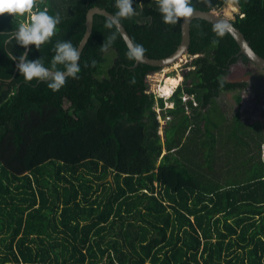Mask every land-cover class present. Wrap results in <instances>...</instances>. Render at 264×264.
Masks as SVG:
<instances>
[{
	"label": "trees",
	"instance_id": "1",
	"mask_svg": "<svg viewBox=\"0 0 264 264\" xmlns=\"http://www.w3.org/2000/svg\"><path fill=\"white\" fill-rule=\"evenodd\" d=\"M228 1L190 3L212 11ZM236 2L232 22L264 58V0ZM35 4L61 16L50 42L30 45L29 59L46 63L57 40L79 46L90 9L118 11L116 0ZM139 17L121 23L145 57L178 49L183 18L165 24L152 7ZM27 18L0 16V264H264V124L250 118L249 95L237 97L232 122L218 101L249 87L228 79L249 63L233 37L193 20L192 61L165 99L148 93L161 69L135 67L120 32L101 50L116 30L96 15L78 78L52 91L25 82L7 56L24 51L5 42Z\"/></svg>",
	"mask_w": 264,
	"mask_h": 264
},
{
	"label": "clouds",
	"instance_id": "2",
	"mask_svg": "<svg viewBox=\"0 0 264 264\" xmlns=\"http://www.w3.org/2000/svg\"><path fill=\"white\" fill-rule=\"evenodd\" d=\"M135 0H116L118 11L114 15H109L105 22V27L115 29L101 48L107 52L117 33L122 30L121 20L136 14L133 7ZM158 10L165 24L176 25L182 18H190L194 14V8L190 0H158ZM10 14L14 18L25 16L26 22L20 23L10 34V39L5 43L15 41L16 45L22 46L24 51L19 55L8 52L7 56L16 62L18 72L23 76L25 82H44L52 91L60 90L69 78H78L81 71L80 59L82 47L75 46L71 40H57L54 45V55L50 62H45L43 57L29 59L30 45H35L37 50L41 46L51 41L56 35L57 26L61 23V16L51 14L47 8L40 9L35 4V0H0V16ZM229 22H221L214 26V31L220 37L232 30ZM146 49L142 44H130L126 53L128 59L137 63L142 62ZM134 82V81H133ZM175 91V90H174ZM174 91L169 97L172 96ZM160 97L165 98L163 95ZM166 99V98H165ZM168 105V103H167ZM168 107V106H167Z\"/></svg>",
	"mask_w": 264,
	"mask_h": 264
},
{
	"label": "rangeland",
	"instance_id": "3",
	"mask_svg": "<svg viewBox=\"0 0 264 264\" xmlns=\"http://www.w3.org/2000/svg\"><path fill=\"white\" fill-rule=\"evenodd\" d=\"M133 7L136 10L135 16L138 18V20L140 22H145L144 19H141L139 17V13L145 7H152L158 9V0H135ZM213 11H215V13L219 16H224L230 20H234L235 16L240 12V8L236 0H229L223 8L214 9ZM191 61L192 58L189 55H185L176 64L162 68L158 72L149 75L147 77V84L149 86L148 93H155L157 97L163 95L166 99H169L170 95H166L165 92L161 90V87L166 83V80L168 79L167 77L169 75H172V77L181 76L183 80V69L185 65L190 63ZM228 79L230 81L246 82L249 84V87L243 91H234L231 93L222 94L218 101L226 117L230 120V122H232L234 116L239 110V103L237 102V97L242 95L245 98L247 94V96L249 95L250 99V104H248L247 106V112L250 115V118L252 120L257 121L258 124L263 125L264 70L260 69L259 67L250 62H238L237 64L232 66L231 73ZM182 80L175 87L172 88V92L182 84ZM168 107H173V104L168 103ZM160 134L163 135V130L160 131Z\"/></svg>",
	"mask_w": 264,
	"mask_h": 264
},
{
	"label": "water",
	"instance_id": "4",
	"mask_svg": "<svg viewBox=\"0 0 264 264\" xmlns=\"http://www.w3.org/2000/svg\"><path fill=\"white\" fill-rule=\"evenodd\" d=\"M96 15L104 16L107 18L109 15H113V14L110 13L109 11H107L105 9H101L99 7H94V8L89 10V12L87 13V16H86V31H85L83 39L81 40V42L78 46V47H80L81 45H83L82 53H83V51H84L87 43L89 42V40L91 38L92 33H93L94 18ZM195 19H202V20L210 22L214 25H217L221 22L231 23V25L233 27H232V30L228 33L237 42V44L240 48V54L244 55L249 60L250 63H253L254 65L259 67L260 69L264 70V58L262 56H260L253 49V47L251 46L249 41L246 39L244 34L237 27H235L232 20H230L224 16H219L213 10L212 11L194 10V14L192 17L186 18V19L183 18V21H182V40H181L180 45L178 46V49L173 54H171L170 56L163 58V59H150L148 57H144L142 62H139V63L136 62L135 63V67H137L139 64H145V65H148L151 67L162 69V68L169 67V66L176 64L185 55H187V53L189 51V48L191 45V23ZM121 25H122V30L120 31V34H121L122 38L124 39V41L128 47L130 44H134V42L132 41V39H131L128 31L124 27V25L122 23H121ZM29 48H30V46H29ZM82 53H81V55H82Z\"/></svg>",
	"mask_w": 264,
	"mask_h": 264
},
{
	"label": "bare ground",
	"instance_id": "5",
	"mask_svg": "<svg viewBox=\"0 0 264 264\" xmlns=\"http://www.w3.org/2000/svg\"><path fill=\"white\" fill-rule=\"evenodd\" d=\"M166 83L161 87V90L165 92L166 95H171L172 88L175 87L181 80L182 77H167ZM166 79V78H165Z\"/></svg>",
	"mask_w": 264,
	"mask_h": 264
},
{
	"label": "built area",
	"instance_id": "6",
	"mask_svg": "<svg viewBox=\"0 0 264 264\" xmlns=\"http://www.w3.org/2000/svg\"><path fill=\"white\" fill-rule=\"evenodd\" d=\"M185 100H188V98H186ZM168 106V105H167ZM158 112H160V111H158ZM158 119L160 120V122H161V124L162 125H165L167 122H168V120L170 119V117H167L166 119H164L163 117H162V115H159L158 116ZM165 122V123H164ZM163 127V126H162ZM161 130H162V128H161Z\"/></svg>",
	"mask_w": 264,
	"mask_h": 264
}]
</instances>
